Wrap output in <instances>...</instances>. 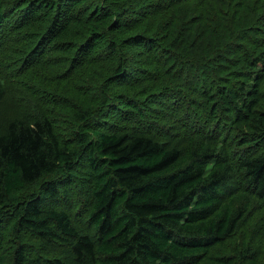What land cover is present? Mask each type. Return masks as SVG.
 Instances as JSON below:
<instances>
[{"label":"trees","instance_id":"16d2710c","mask_svg":"<svg viewBox=\"0 0 264 264\" xmlns=\"http://www.w3.org/2000/svg\"><path fill=\"white\" fill-rule=\"evenodd\" d=\"M85 1L0 0V101L12 105L0 130V264H261L244 228L253 199L264 204L259 0ZM160 11L171 19L141 34ZM107 38L138 56L119 51L104 80L122 79L115 102L76 106L63 135L49 116L63 92L17 79L58 57L68 63L50 79L66 80ZM142 75L166 78L132 94Z\"/></svg>","mask_w":264,"mask_h":264},{"label":"rangeland","instance_id":"374dc122","mask_svg":"<svg viewBox=\"0 0 264 264\" xmlns=\"http://www.w3.org/2000/svg\"><path fill=\"white\" fill-rule=\"evenodd\" d=\"M95 1L101 4L104 2L103 0H86L80 5L81 7L82 5H85L87 8L88 7L90 8L91 4H93ZM250 2L253 4V0H251ZM178 9L179 8H176L174 12H177ZM262 9H264V0H259V7L257 12L261 11ZM163 12L160 11L156 14L150 15L141 25L140 28L141 34L147 35L148 33H153L154 30L158 29L159 27L158 23L161 20L171 19L172 16L168 17L169 14ZM253 13H254V8H253ZM252 17L253 16L250 12L247 18L250 19ZM149 19L153 20L151 24L152 29L150 30L149 27L146 28L149 25ZM177 20L178 23L181 22L180 17ZM127 40L129 41V38H127ZM138 49L139 48H136V50H132L126 44H122L121 41H118L117 51H110L108 48V38H107L95 50H93L94 53L89 58V60L83 61L77 67L72 68L70 70L71 74L69 76H64V78H67L66 80L57 81L54 79H50V76L52 74H59L61 70L65 68V66L68 63L65 58L60 59L58 57L56 58L55 63H52L51 65L46 66L43 69L39 67L34 73L31 72L30 69L24 72L21 75V77L18 78L17 80L22 81V84H24L28 92H29V88L27 85V80L32 79L33 77L38 78L39 87H37V89L40 94L43 93L46 90V88H51L52 90H55L57 92H63L62 107L57 111L50 112L49 116L60 115V117L58 118L55 117L56 119L53 120L57 124L56 127L59 128L58 130L59 131L61 130V132L64 135L66 134L64 129L69 130L70 128L78 126L77 121L75 120V117L72 113V110L78 109V107L75 108L76 106L79 105V107L81 108H89L93 106L94 100H102V99H107L110 102H115L114 92L116 90L115 87L116 82H120V80L122 79L114 80L111 83H106V85L104 84V80H107L109 76H112L113 70L119 61V51L125 53L133 52L136 55ZM10 54L11 56L14 57L16 54L15 49L10 50ZM129 76H131V74ZM165 78L166 77L160 80L153 81V78H151L150 76L149 78H147L146 75H142L141 84L136 86L137 87L136 91H134L132 94H135V92H141L147 94L151 90L152 91L159 90L162 88ZM262 79H264V76ZM71 81H73L74 84H71ZM263 88H264V83L258 86V90L255 96V98H257L255 106L257 108H262V109H264V97H262L258 93ZM31 89H33V86ZM117 89H119V93H122V91H124V86H120ZM148 98L153 99L156 98V96H150ZM46 102L49 103L50 100H46ZM42 105L43 104H41V106ZM26 107L29 106L26 105ZM102 107L104 108V106ZM8 110H12V105L10 104L9 100L7 101L6 98L3 97L2 101H0V130L3 128L6 117L9 114L7 113ZM253 149H257V151L260 152L262 150V147L259 146L258 144H253ZM87 172L88 171L85 169L84 173L87 174ZM79 173L80 172H78L77 170V177L81 176ZM45 177L46 176L39 178L37 182L27 184L25 188L22 190V194L37 189L39 183L43 179H45ZM75 180H78V178H76ZM74 188L69 189L70 195L73 198L76 197L75 195H73L75 193ZM76 192L78 193L77 189ZM260 201H261L260 199H253L254 211L255 209L258 210L255 212V214H253V216L250 219L246 221V225L244 228H246L248 231H253V235L257 236L259 248L261 250L260 262L261 264H264V204L259 205Z\"/></svg>","mask_w":264,"mask_h":264}]
</instances>
